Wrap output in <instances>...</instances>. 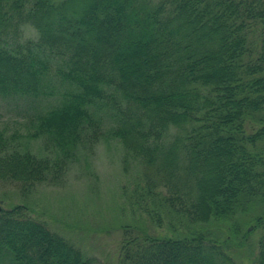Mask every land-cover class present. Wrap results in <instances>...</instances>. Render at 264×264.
Instances as JSON below:
<instances>
[{
	"label": "trees",
	"instance_id": "16d2710c",
	"mask_svg": "<svg viewBox=\"0 0 264 264\" xmlns=\"http://www.w3.org/2000/svg\"><path fill=\"white\" fill-rule=\"evenodd\" d=\"M0 98L26 102V137L53 152L0 129L1 182L29 191L80 146L119 141L124 167H141L136 185L198 227L162 237L125 225L118 264H234L240 224H202L264 205V0H0ZM252 227L264 264V215ZM93 261L25 206L0 209V264Z\"/></svg>",
	"mask_w": 264,
	"mask_h": 264
},
{
	"label": "rangeland",
	"instance_id": "374dc122",
	"mask_svg": "<svg viewBox=\"0 0 264 264\" xmlns=\"http://www.w3.org/2000/svg\"><path fill=\"white\" fill-rule=\"evenodd\" d=\"M36 37V31L25 25L22 38ZM30 114L33 115V110L27 108L23 99L0 98V129L20 138L37 156H53L43 139L26 137L33 130L28 125ZM175 131L168 130L164 141H169ZM72 155L65 166L59 168L61 171L56 178L36 184L29 191L0 181V209L25 206L34 219L92 258V264L119 263L125 225H131L135 233L138 227H144L151 235L162 237L187 234L198 227L170 209L160 210L164 191L147 195L141 183L136 185L138 179L141 181V167L136 161L124 167L125 150L119 141L100 139L95 145L80 146ZM259 215H264V205L255 200L227 221H213L202 226L228 234L229 226L240 224L237 234L229 239L230 254L234 264H254L262 229L252 225ZM248 227L249 233L245 235Z\"/></svg>",
	"mask_w": 264,
	"mask_h": 264
}]
</instances>
